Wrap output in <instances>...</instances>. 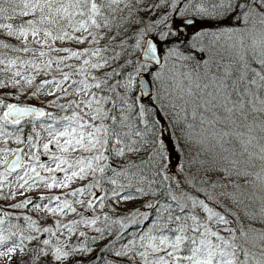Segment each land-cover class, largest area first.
Returning a JSON list of instances; mask_svg holds the SVG:
<instances>
[{"label": "snow or ice", "instance_id": "6c2138e0", "mask_svg": "<svg viewBox=\"0 0 264 264\" xmlns=\"http://www.w3.org/2000/svg\"><path fill=\"white\" fill-rule=\"evenodd\" d=\"M0 264H264V0H0Z\"/></svg>", "mask_w": 264, "mask_h": 264}, {"label": "rangeland", "instance_id": "374dc122", "mask_svg": "<svg viewBox=\"0 0 264 264\" xmlns=\"http://www.w3.org/2000/svg\"><path fill=\"white\" fill-rule=\"evenodd\" d=\"M12 146H13V147H15V145H14V144H13Z\"/></svg>", "mask_w": 264, "mask_h": 264}]
</instances>
